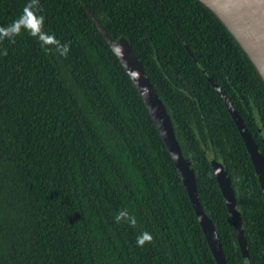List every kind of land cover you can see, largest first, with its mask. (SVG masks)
<instances>
[{"label":"trees","instance_id":"obj_1","mask_svg":"<svg viewBox=\"0 0 264 264\" xmlns=\"http://www.w3.org/2000/svg\"><path fill=\"white\" fill-rule=\"evenodd\" d=\"M28 3L0 0V27ZM87 10L130 43L165 104L227 264L246 263L208 153L228 171L250 264H264L258 177L203 71L263 154L264 82L198 0H39L46 37L0 40V264H217L156 123ZM122 210L135 226L116 223ZM143 232L153 241L140 247Z\"/></svg>","mask_w":264,"mask_h":264},{"label":"water","instance_id":"obj_2","mask_svg":"<svg viewBox=\"0 0 264 264\" xmlns=\"http://www.w3.org/2000/svg\"><path fill=\"white\" fill-rule=\"evenodd\" d=\"M206 6L226 27L242 50L245 52L255 70L264 82V0H198ZM100 32L105 37L112 51L120 60L125 71L132 79L139 91L146 107L148 108L159 132L169 150L175 165L182 178L185 189L189 195L192 206L199 219L206 240L216 259L217 264H227L224 250L220 241L215 224L204 211L201 203L195 171L192 162L186 159L182 153L181 146L176 138L174 126L167 108L158 96L153 84L151 83L143 66L135 55L132 46L124 38L114 40L109 36L105 28L87 10ZM207 80L212 84L223 102L225 103L230 115L232 116L240 135L242 136L247 150L250 154L258 181L264 197V154L259 149L258 144L249 132L244 120L235 109L229 97L213 80L203 71ZM254 117L257 123L258 132L264 143V126L259 112L254 109ZM209 162L212 166L223 198L226 202L232 223L234 225L238 244L246 264H250L248 254V244L245 233L242 229V216L238 208L237 198L232 186L231 179L226 168L215 160L213 154L208 153Z\"/></svg>","mask_w":264,"mask_h":264},{"label":"clouds","instance_id":"obj_3","mask_svg":"<svg viewBox=\"0 0 264 264\" xmlns=\"http://www.w3.org/2000/svg\"><path fill=\"white\" fill-rule=\"evenodd\" d=\"M39 0H29V3L25 5L21 16L13 21L12 24L5 27H0V40L4 38L10 39L13 43L15 42L14 38L19 36L22 31H28L33 36L46 37L47 34L43 32V23L44 17L37 16L34 9H38ZM45 43L48 41L45 39ZM57 50L61 55H67L70 50V45H61L59 41H56ZM4 55H7V50H5ZM116 223L121 221H129L132 226H135L136 220L135 217H130L126 210L120 211L114 217ZM153 237L148 232H143L136 239L138 246L143 247L146 243H151Z\"/></svg>","mask_w":264,"mask_h":264}]
</instances>
